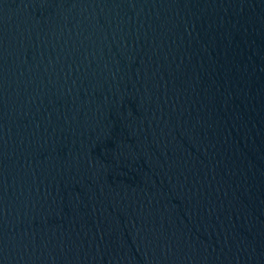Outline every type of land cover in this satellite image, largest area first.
<instances>
[{
    "label": "water",
    "instance_id": "obj_1",
    "mask_svg": "<svg viewBox=\"0 0 264 264\" xmlns=\"http://www.w3.org/2000/svg\"><path fill=\"white\" fill-rule=\"evenodd\" d=\"M0 264H264V0H0Z\"/></svg>",
    "mask_w": 264,
    "mask_h": 264
}]
</instances>
